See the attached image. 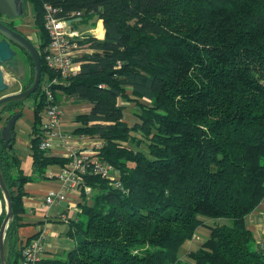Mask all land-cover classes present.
Here are the masks:
<instances>
[{
  "label": "trees",
  "instance_id": "obj_1",
  "mask_svg": "<svg viewBox=\"0 0 264 264\" xmlns=\"http://www.w3.org/2000/svg\"><path fill=\"white\" fill-rule=\"evenodd\" d=\"M23 4L31 5L41 48L45 5L62 9L63 17L78 13L81 22L102 20L103 38L84 35L88 51L62 93L89 106L76 116L75 132L101 140L100 160L119 175L116 185L87 169L83 186L91 192L81 188V211L68 221L71 248L39 264H178L182 244L205 225L200 217L216 222L190 253L195 264H264V234L257 244L245 223L264 199V0ZM36 91L32 175L0 140V172L12 204L6 264L21 261L24 184L47 180L48 167L67 162L39 149L43 101ZM119 100L135 106L133 125L124 121ZM21 104L0 107V126L1 114Z\"/></svg>",
  "mask_w": 264,
  "mask_h": 264
},
{
  "label": "built area",
  "instance_id": "obj_2",
  "mask_svg": "<svg viewBox=\"0 0 264 264\" xmlns=\"http://www.w3.org/2000/svg\"><path fill=\"white\" fill-rule=\"evenodd\" d=\"M43 9V31L47 42L40 49L44 72L41 73L38 86L39 96L43 101L39 149L48 156V152L57 144L63 148L62 158L67 160L55 176L61 184L60 190H51L43 198V206L49 208L64 203L68 190H76L80 194L82 188L86 194L91 192L89 187L83 186V176L88 168L95 174L110 178L116 185L119 175L112 165L100 160L97 149L101 147V143H92L84 149H78L69 145L68 134L62 135L60 123L64 115L62 101L65 100L62 91L68 85L69 79L79 73V59L88 51V45L80 43L85 32L74 28L76 19L80 18L78 13L63 17V11L58 7L45 5ZM68 21L72 22L67 25ZM90 35L95 39L102 37V33L99 35L97 31H91ZM84 48H87V51ZM82 138L89 137L82 135ZM46 237L47 228H42L36 237L23 243L20 249V264H39L46 258L43 247Z\"/></svg>",
  "mask_w": 264,
  "mask_h": 264
},
{
  "label": "crops",
  "instance_id": "obj_3",
  "mask_svg": "<svg viewBox=\"0 0 264 264\" xmlns=\"http://www.w3.org/2000/svg\"><path fill=\"white\" fill-rule=\"evenodd\" d=\"M24 5V4H23ZM29 6L28 13L30 16L33 15L31 5ZM27 13V14H28ZM91 19V18H90ZM95 19V17H94ZM25 18L22 20L23 26H25ZM74 27L77 30L80 29L78 26L85 28L83 21L80 20L76 23ZM23 28V27H22ZM34 28V27H32ZM87 31L89 29H86ZM79 31V30H78ZM79 32H86L79 31ZM38 38V34H37ZM74 105L70 99L65 98L62 101V108L66 106ZM79 105V104H76ZM86 105V104H85ZM88 106V105H87ZM29 109L31 120L30 123L27 122V127H25L26 133H22L18 130L16 135L15 143L13 145V153L16 158L21 162L26 159V154L29 157V146H27V151H22L23 142L29 144V135L32 133V123H33V111L32 107ZM89 110V106H88ZM65 111V109H64ZM72 117L71 121L66 120L65 113L63 119L60 123V129L63 132L62 135L68 134L70 136L69 145L78 148L84 149L87 145L91 144L89 138H82V135H78L75 130L79 127V123L75 121V118ZM23 131V130H22ZM23 134L26 136L27 140H23L21 137V143L19 142L18 136ZM25 146V145H24ZM63 148L59 145H54L52 149L48 152V156L62 158ZM30 158V157H29ZM30 165V163H29ZM61 166L53 165L46 169V176L50 177L47 180H40L34 182H28L24 184L23 190L25 196L22 198L24 213L21 215V224L22 226L17 230V238L21 242L28 241L38 235L42 228H47V237L43 242L44 252L47 259H53L57 257H63L67 251L72 246V241L70 238L69 224L68 221L74 220L80 213V205L82 200L80 194L76 190H68L66 192V201L64 203L55 204L48 207L43 206V198L45 195L53 190L59 191L61 188L60 182L55 178L59 172ZM32 169V167H31ZM31 169L28 174H31ZM2 205V203H1ZM200 220L205 224L204 226H199L192 239L185 241L179 251V263L178 264H195L193 260L190 259L189 255L193 251L199 248L202 242L209 235L208 226H212L216 221L208 218L200 217ZM208 221V224L205 222ZM245 223L248 229L253 233L256 241H261L259 238L264 234V199L258 205V207L245 218Z\"/></svg>",
  "mask_w": 264,
  "mask_h": 264
},
{
  "label": "water",
  "instance_id": "obj_4",
  "mask_svg": "<svg viewBox=\"0 0 264 264\" xmlns=\"http://www.w3.org/2000/svg\"><path fill=\"white\" fill-rule=\"evenodd\" d=\"M23 14V0H0V15L5 16L7 19H16L19 18ZM77 21L80 18L76 19ZM74 21V20H73ZM72 21L66 22L67 25L70 24ZM0 34L4 36L6 39L10 40L11 42L19 45L22 49H24L28 55L32 58L33 65H34V78L31 85L15 94H10L0 98V107L7 103H15V102H23L30 98L33 95L40 82L41 78V64L37 49L28 42L25 38L20 36L19 34L15 33L14 31L8 29L4 25L0 23ZM12 51L9 49L8 44L4 41L0 42V93L5 91L8 86L4 82V76L2 73L1 65L7 62L12 57ZM22 113L17 112L11 114L5 120V123L1 124L0 126V140L7 146L9 149L13 148L11 144L12 141H15L16 136L14 132L15 126L17 121L20 119ZM0 201L4 202V210H5V217L2 220L0 225V264H6L5 260V250H4V233L7 228V225L10 220H12V204L10 199V194L5 186L1 172H0ZM2 209H0V214Z\"/></svg>",
  "mask_w": 264,
  "mask_h": 264
},
{
  "label": "rangeland",
  "instance_id": "obj_5",
  "mask_svg": "<svg viewBox=\"0 0 264 264\" xmlns=\"http://www.w3.org/2000/svg\"><path fill=\"white\" fill-rule=\"evenodd\" d=\"M28 9H29V6L27 4H24L23 5V12H24L23 16H25V21H24L25 22V24H24L25 26H23L22 29L30 34L31 40L34 43V46L37 48V50H40L41 49V47L39 45V41L40 40H38V38H37V33L38 32H37V30L35 28H32V27H34L33 15L32 16L29 15ZM101 24H102V20L98 19L97 17H95V19H94V17H93V18L83 22V25H85V28L80 26V24H79L78 27L80 29H78V30L79 31H84L85 30L86 32L84 33V35H86V34L90 35L91 31H97V33H98V31H100V34H101V33L104 32V29L102 28L103 26H101ZM86 29H89L88 32H87ZM103 35H104V33L102 34V37L99 38V40H101L103 38ZM42 47H44V46H42ZM86 49L87 48H84L85 51H87ZM26 57H29V56H26ZM2 72H3V75H4V82L7 84L8 88L5 91H3L2 93H0V98H2L4 96H7V95H10V94H15V93H19V92L23 91L24 88L27 86V84H29L30 82L33 81V77H34L33 76V72L31 71V69L26 64L21 62L20 60L14 65L11 64V62L5 64L2 67ZM33 100L34 99H31V97H30L23 104L22 108L24 110L23 111L24 118L22 120H19L16 123L17 131L19 130L22 133H26L27 129H25L24 126L27 127V122L30 123V120H31V115H30L29 109L27 107L30 106L31 104H33ZM119 103H120L121 106L124 107V113H123L124 121L129 126H131L135 122H137L136 117L134 115V110L136 109L135 106L133 104H130V103L129 104L124 103L121 100H119ZM121 103H123V105ZM64 109H65L64 113H65V116H66V120H68V121L72 120V117L70 116L71 114L75 118L78 115L85 114V113L88 112V106L85 105V104L69 105V106H66L65 108H63V110ZM7 116H8L7 114H4V115L2 114L1 115L2 118L3 117L6 118ZM4 118H3V120H5ZM2 124H3V122H2ZM19 137H21L23 140H27L25 135L19 134L18 139H17L19 142H16L18 147H20L18 143H21V139H19ZM89 140H91L90 143L91 142L92 143L99 142V143L102 144V141L99 140L98 138H91ZM22 143H23V146L20 147V148H22V151L25 152V151H27L26 147L29 146V144H27V142H23V141H22ZM91 144H89V145H91ZM29 163H30V165H29ZM22 169L24 171V174H26V175L28 174V172H30L31 159L27 156V154H26V159H24L22 161ZM30 175H32V173ZM88 195H90V193ZM0 206H1L0 208L3 209L1 204H0ZM205 223L208 224V221H206ZM259 239L261 240L262 236ZM256 242H257V244L260 245L262 243V240L261 241H256Z\"/></svg>",
  "mask_w": 264,
  "mask_h": 264
},
{
  "label": "flooded vegetation",
  "instance_id": "obj_6",
  "mask_svg": "<svg viewBox=\"0 0 264 264\" xmlns=\"http://www.w3.org/2000/svg\"><path fill=\"white\" fill-rule=\"evenodd\" d=\"M23 14H24V12H23ZM23 14L19 17V18H16V19H7L5 16H1L0 15V23L2 24V25H4L5 27H7L8 29H10V30H12V31H14L15 33H17V34H19L20 36H22L23 38H25L28 42H30L33 46H34V43L32 42V40H31V36H30V34L29 33H27L26 31H24L23 29H22V27H23V23H22V20L25 18V16H23ZM31 30V29H30ZM1 41H4V42H6L7 44H8V47H9V49L12 51V57L7 61V62H5V63H3L2 65H1V69H2V67L5 65V64H7V63H10L11 62V64H16L19 60L21 61V62H23L24 64H26L30 69H31V71L33 72V76H34V65H33V61H32V58L28 55V53L24 50V49H22L19 45H17V44H15V43H13V42H11L10 40H8V39H6L4 36H2L1 34H0V42ZM35 47V46H34ZM36 48V47H35ZM37 49V48H36ZM37 52H38V55H39V59H40V64H42L41 63V59H42V57H40V52H39V50H37ZM26 56H29V57H26ZM3 73V72H2ZM4 76V75H3ZM34 78V77H33ZM32 83V82H31ZM31 83H30V85H31ZM29 85V86H30ZM37 90H38V88H37ZM31 97V99H35V98H38V95H37V91L33 94V95H31L30 96ZM28 100V99H27ZM27 100H25V101H23L22 103L24 104ZM23 104H21V105H19L17 108L15 107V109H14V112H13V114L14 113H17V112H20V113H22V115H21V117H20V119L19 120H22L23 118H24V114H23ZM29 107H32V104L30 105V106H28L27 108L28 109H30L31 110V108H29ZM34 107V106H33ZM3 115L4 114H7L8 115V113L7 112H3L2 113ZM1 114V115H2ZM9 116V115H8ZM7 116V117H8ZM7 117L6 118H4L5 120L7 119ZM3 118H2V122L3 123H5V120H3ZM18 120V121H19ZM17 121V122H18ZM13 133H15V136L17 135V133H18V131H17V127L15 126V129H14V132Z\"/></svg>",
  "mask_w": 264,
  "mask_h": 264
},
{
  "label": "bare ground",
  "instance_id": "obj_7",
  "mask_svg": "<svg viewBox=\"0 0 264 264\" xmlns=\"http://www.w3.org/2000/svg\"><path fill=\"white\" fill-rule=\"evenodd\" d=\"M98 27V26H97ZM100 34V31L98 32ZM103 34V33H102ZM1 207V206H0ZM1 209V208H0Z\"/></svg>",
  "mask_w": 264,
  "mask_h": 264
}]
</instances>
